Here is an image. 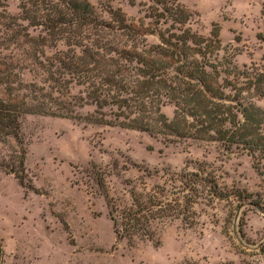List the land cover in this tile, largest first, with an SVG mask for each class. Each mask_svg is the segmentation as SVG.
<instances>
[{
	"label": "rangeland",
	"instance_id": "1",
	"mask_svg": "<svg viewBox=\"0 0 264 264\" xmlns=\"http://www.w3.org/2000/svg\"><path fill=\"white\" fill-rule=\"evenodd\" d=\"M19 1L0 0V5L16 15ZM87 1L99 9H119L136 22H151L145 16L151 0ZM170 1L186 8L190 30L204 37L218 34L214 54L221 75L225 68L231 69L226 75L231 79L245 67L264 71V0ZM146 39L157 41L152 34ZM57 48L64 46L58 42ZM53 51L45 48L47 55ZM18 72L23 82H40L32 71ZM78 88L72 86V93ZM253 101L264 110V95ZM161 109L171 118V104ZM20 133L26 149L24 183L0 172V264H264V154L256 151L252 158L217 142L173 140L38 114L24 115ZM190 171L212 180L222 194L209 198V182L194 186L201 196L193 204L195 223L188 226L181 217L152 221V240H116L110 208H128L133 195L156 185L170 190L171 178Z\"/></svg>",
	"mask_w": 264,
	"mask_h": 264
},
{
	"label": "trees",
	"instance_id": "2",
	"mask_svg": "<svg viewBox=\"0 0 264 264\" xmlns=\"http://www.w3.org/2000/svg\"><path fill=\"white\" fill-rule=\"evenodd\" d=\"M151 1L147 25L87 0H20L16 15L0 5V172L24 183L26 149L20 131L26 114L119 126L173 140L212 141L252 158L256 151L264 154V110L253 101L264 95V71L245 67L231 79L226 76L231 69L225 68L221 75L214 54L218 34L204 37L190 30L185 26L190 14L179 4ZM29 28L37 32L31 34ZM148 34L157 41L148 43ZM45 48L54 51L47 55ZM20 69L39 75L40 82H23ZM72 86L79 87L77 93ZM168 104L173 106L171 118L161 109ZM86 105L92 110H78ZM171 181L170 190L156 185L133 195L130 207L110 208L116 240H152V221L164 224L181 217L188 226L195 223L190 218L201 197L194 187L199 182L211 183L209 198L222 197L200 172H183Z\"/></svg>",
	"mask_w": 264,
	"mask_h": 264
}]
</instances>
